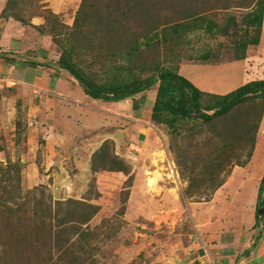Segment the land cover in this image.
Segmentation results:
<instances>
[{
    "label": "rangeland",
    "instance_id": "obj_1",
    "mask_svg": "<svg viewBox=\"0 0 264 264\" xmlns=\"http://www.w3.org/2000/svg\"><path fill=\"white\" fill-rule=\"evenodd\" d=\"M256 2L6 0L0 5V27L25 28L29 40L22 52L28 58H38L41 39L49 41L55 62L67 49L75 66L101 84L145 78L158 68L175 70L182 61L232 59L234 41L253 32L236 25L224 34L218 30L229 15L239 23ZM187 13L207 21L200 28L193 15L187 30L163 34ZM210 22L213 31L205 29ZM6 84L0 87V264H182L193 223L218 229L219 221L212 222L216 216L226 220L223 228L233 224L255 237V205L264 176L261 100L206 124L153 118L157 84L99 116L86 114L90 107L77 92L72 102L60 98L68 95L60 87L40 98L27 86ZM209 99L203 95L202 105ZM61 108L78 123L61 121ZM138 108L147 113L145 120L132 115ZM70 134L76 152L61 140ZM137 134L144 135L141 141ZM119 160L128 172L112 170ZM235 167L247 168L231 176ZM63 181L70 183L62 187ZM220 181L229 182L223 189L226 200L214 196ZM85 212L87 218L76 217ZM259 225L264 233V221ZM260 248L254 261L264 264V239ZM176 255L180 262L173 263Z\"/></svg>",
    "mask_w": 264,
    "mask_h": 264
},
{
    "label": "crops",
    "instance_id": "obj_2",
    "mask_svg": "<svg viewBox=\"0 0 264 264\" xmlns=\"http://www.w3.org/2000/svg\"><path fill=\"white\" fill-rule=\"evenodd\" d=\"M5 1L0 0V5H3ZM1 10L3 9H0V12ZM27 40H29L28 33L26 34L25 28L22 27L21 24L16 25V23H13L12 26L8 25L7 27H0V87H2L3 82L5 84H11H6L8 88L13 86L16 87L18 84L24 85L31 88L34 93L37 92L40 98L54 95L55 92H57V89L60 87L64 89L68 94L59 95L61 96L60 98L72 102L77 101L75 100L76 98H74L76 94L75 92H77V97L80 96L79 98L84 100V102L81 103H84L85 105L87 102V106L90 107V110L88 109V112L86 114L94 113L96 114L95 116H99L103 113L112 114L110 111L112 106H120L122 102H125L127 100H99L98 102L100 104L97 101H85L89 96L84 93L81 87H79L77 83L78 81L74 79L66 70L57 67L54 59H51L50 54L51 52L53 53L54 50L49 46V41L45 40V42H43L41 39L42 44L37 47L39 49L36 51L38 52L36 55L38 58L36 59L34 57L33 59V61L37 62V64L32 65L31 60H29V58L27 57V54L25 55L24 51L22 52V45H25ZM2 46L4 48H2ZM211 61H213V59L210 60L208 57L206 60H204V62L182 61L178 64L177 72L181 76L188 79L199 90L213 94H226L251 80L264 79V13L261 29L259 32L258 43L255 46L251 44L247 46L246 54L243 59H217V62L215 63H210ZM80 91H83L82 94H80ZM37 94L36 97L38 96ZM40 101L41 99L39 100V102ZM81 103H79V105H81ZM91 103L96 104V106H94V109L98 110L97 112L91 109ZM77 108L71 109V111L76 113L78 111ZM66 109L61 108V121H71L76 125V123H78L77 119H75L74 121L71 120L70 116L65 114L69 113L66 111ZM142 113V110L138 108L136 110H133L132 115L139 118L142 117L145 120V116L147 113ZM132 119L135 120L134 118ZM145 124L148 126L146 122ZM49 127H52V125L50 124ZM260 127L264 128V110ZM261 131L262 132H260L259 137L261 135L262 138L264 136V130L262 129ZM139 136L144 135L137 134L136 139L138 141H141L139 139ZM74 137V135L70 134L68 135V137L61 138V140H65V143L63 144H67V147L71 148L72 150L74 149ZM48 138L49 135H46L45 143L49 142ZM76 151L77 150H72V152ZM132 155L133 157L136 156V154ZM69 164H67V166H69ZM246 168L247 167H235L231 173V176L238 175L240 169ZM67 170L65 173H67ZM118 172L121 173V171ZM61 175H63L62 171ZM149 178L150 177H148V179ZM69 183L70 182L63 181L61 185L62 187L67 186ZM135 184L132 183V185L129 186L128 197L126 200L127 202L130 201L134 194ZM226 185H229L228 181L217 188L214 196H223V189L226 190ZM137 186L143 189L142 185ZM222 198L226 200L224 196ZM213 200H215V198ZM128 203L131 204V202ZM233 207L238 208V206ZM96 212V209L93 210L89 214L88 219H92L93 215ZM156 216H159L158 213ZM239 220H241V222H244L243 219ZM218 221L222 226V222L226 220L222 221L220 219V216H216V218L212 219L213 223H217ZM202 224H204L202 221L193 223L194 233L190 235L188 243L185 246V250L187 249V255L185 254L184 256H182L181 260L178 255L172 257L171 261L173 263L181 261L182 264H208V260L212 264H257V262L254 261V258L258 256L257 253L259 252V250H261L260 247H262L264 239V236L263 238L262 236H260L264 234L263 231H261V225L255 227V237L252 238L251 232L249 230L245 231L241 230L240 228L237 229L236 227L232 226L233 224L224 228L223 226H218V229L216 227V229L211 227L208 229Z\"/></svg>",
    "mask_w": 264,
    "mask_h": 264
},
{
    "label": "trees",
    "instance_id": "obj_3",
    "mask_svg": "<svg viewBox=\"0 0 264 264\" xmlns=\"http://www.w3.org/2000/svg\"><path fill=\"white\" fill-rule=\"evenodd\" d=\"M263 13L264 0H257L255 5L244 14L239 23L237 22V19L234 15H229L226 18L225 25L221 27L222 29L218 30L219 33L224 34L235 25L237 27L243 26L245 29H247L246 31L253 32V34H251L249 37H247V34L245 33L234 41L232 48V59H243L246 54L247 46L249 44L253 46L257 45L259 32L262 25ZM186 15L187 16H185V19H183L181 22L172 24L168 28L163 29V34L172 33L173 35L177 36L181 31L187 30V28L192 25L193 20L190 22L188 21L193 17V15L196 16L197 14L187 13ZM196 18H198L197 20L200 23V28L202 27L201 23L205 20L207 21L203 15H198ZM213 27H215L213 22L205 24L206 30L213 31ZM206 58L207 57H204L202 59L203 61L198 60V62H204ZM33 59L34 57L32 56L29 58V60H31V64H37V62L33 61ZM70 59L71 57L67 49L61 50L56 61L57 67L66 70L74 79L79 82L85 94L93 99L103 101H119L138 94L139 92L146 89H151L157 84L156 94L152 106V117L154 118L158 115H161L162 120L164 121H167V119H177L182 121L193 120L195 122L196 119H200L201 123L203 122L207 124V122L211 123V121H213V119L216 117L230 113L233 108L241 106L243 103L250 102L255 99L262 101L261 111L264 108V79L251 80L226 94H213L199 90L188 79L178 74L177 67H175V70L170 68H158L157 73H152L145 78L133 75L134 79L130 81H121L115 79L99 84L94 79H92V77L79 70L75 66L74 62ZM215 62H217V60L213 59V61L210 63ZM203 95L208 96V98H210L209 100L211 101L207 102L204 106L201 102ZM202 109H204L205 112H203ZM206 111L212 112L207 113ZM168 116H170L169 118L171 119H169ZM247 121L248 120L246 119V122ZM251 142L253 143L252 137ZM229 149L231 150L232 148ZM98 152L99 151L94 152L93 155L95 156ZM223 153L221 154V157H223ZM227 160H229V155L225 157L223 163L225 164ZM118 162L121 165L116 169H111L113 171H121L125 173L128 172L120 160ZM223 163L219 165H224ZM103 169L105 168L103 167ZM222 183L223 181H220L218 184H216V187L220 186ZM263 191L264 176L261 178L258 188V196L255 205V226H258L260 221H264ZM88 214L85 212L83 214L77 215L76 217L83 220L87 218ZM66 222L67 220H63L61 224Z\"/></svg>",
    "mask_w": 264,
    "mask_h": 264
}]
</instances>
